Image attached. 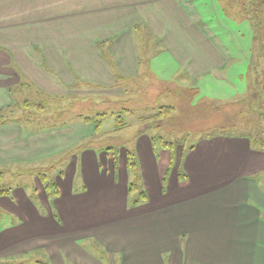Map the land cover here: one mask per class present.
Listing matches in <instances>:
<instances>
[{"label": "crops", "instance_id": "obj_1", "mask_svg": "<svg viewBox=\"0 0 264 264\" xmlns=\"http://www.w3.org/2000/svg\"><path fill=\"white\" fill-rule=\"evenodd\" d=\"M198 5L0 0V110L17 102L13 89L22 83L31 85L20 91L63 97L90 83L119 97L135 93L140 78L171 84L179 77L200 92L217 84L234 94L216 100L241 98L247 86L222 82L236 59ZM215 5L209 14L232 18ZM43 122L33 125L40 131L0 124V185L8 189L0 195V259L36 252L50 264H264V193L256 183L264 179V151L246 138L201 139L183 155L177 147L171 165L167 149L140 134L134 148L148 199L128 208L125 149L116 160L95 145L74 150L93 136L92 124L46 129ZM52 162L58 194L48 198L40 180L23 171ZM8 175L18 179L5 186Z\"/></svg>", "mask_w": 264, "mask_h": 264}, {"label": "trees", "instance_id": "obj_2", "mask_svg": "<svg viewBox=\"0 0 264 264\" xmlns=\"http://www.w3.org/2000/svg\"><path fill=\"white\" fill-rule=\"evenodd\" d=\"M217 1L224 16L247 19L251 22L253 28L252 40L254 51L249 67L247 93L245 96L234 100L218 102L199 98L194 102V98L199 94L198 88L170 89V93L176 95L175 97L178 99L177 106L160 105L153 109L151 113L138 116V121L143 128L135 135L134 141L140 134L147 135L153 147L169 150L171 165L174 163L175 152L178 146L181 147L183 155L190 151L199 140L211 139L216 136L246 138L254 150L264 151V0ZM103 57L111 67L114 65L108 54H103ZM145 72H149L147 67L145 68ZM114 76L117 80L125 79L116 70H114ZM26 85L30 86L31 84L22 83L20 90ZM83 85L89 88L100 87L90 83H84ZM164 89L169 91V88ZM16 90L19 89L16 88ZM37 94L40 98L35 100L23 99L22 102H14L3 110H0V124L7 122L17 123L23 126V128L40 131L42 129L41 126L33 125H39L41 122L46 121L47 118H37L38 114L44 112L46 108L54 107L56 104L58 107H54V110H61L60 112L67 111L74 104L73 102H69L65 107H60L59 104L64 99L63 96H50L40 92ZM122 110L132 113L131 110L126 108ZM106 115L109 114L98 113L94 116H82L80 121L92 124L94 132L91 140L89 139V141L87 140L83 144L77 145L74 150L90 147L93 145L92 142L95 141L100 142L101 140L113 138V136L109 135L102 137L104 132H102L101 127ZM127 126L126 120L121 115L115 116L113 132L122 131ZM55 127H57L55 123L44 125L46 129H53ZM97 136H101L102 138L96 140L95 137ZM134 141L130 143L131 146L124 145L122 142L110 143L109 146L107 144L98 146L99 149L111 153L114 160L117 159L119 149H125V164L128 174V208L143 205L148 199L140 180ZM51 169V166H49L46 168L29 169L30 171H28L30 175H34L40 180L48 198L56 197L58 194L57 186L51 175ZM59 173L61 174V172ZM167 174L168 171L165 173L163 181H165ZM2 175V171L0 170V177ZM178 177L179 180H182L184 175L179 172ZM7 193L8 189H4L0 185V195ZM94 249L99 257H103L101 254L102 250L98 246H94ZM38 255L35 252L16 257H7L0 259V264H50L45 259L31 261L34 258L38 259Z\"/></svg>", "mask_w": 264, "mask_h": 264}, {"label": "rangeland", "instance_id": "obj_3", "mask_svg": "<svg viewBox=\"0 0 264 264\" xmlns=\"http://www.w3.org/2000/svg\"><path fill=\"white\" fill-rule=\"evenodd\" d=\"M198 2L199 9L201 11L203 10V15L205 17L203 19L210 25V27H212V29H214L216 35L224 41L225 45L230 48L233 57L238 61L235 62V60L230 63L229 69L224 71V79L222 82L228 81L232 87L236 89L239 87V91H242L241 85L246 88L248 84L247 79L249 75V67L251 65L254 51V43L252 40L253 28L251 22L247 19L242 18L239 19L222 17L221 15H219L220 13H218V15L214 12H212V14H209V11H211L210 8L213 7L214 9H216L215 4L219 6V2L217 0L214 1L215 4H213V1L211 2L210 0H198ZM207 3L209 4V6L207 5ZM218 16L219 18H217ZM179 79L182 80V78L177 77L172 81L173 83L171 84H162L157 83L149 77L144 79L140 78L139 83L137 82V80L135 81L137 86V88L135 89V93H126L123 96L122 94H120L119 97H114L113 95H111V93L118 92L117 90H109L108 93H100V91L98 90H92L93 88H83L75 90L72 89L70 93H74L73 96L64 97V99L60 101L59 104L60 107H65L67 103L73 102L74 104L70 108H68L67 111L60 112L61 110H54V107H58V105L56 104L54 107L51 106L49 108H46L45 111L41 112L40 114L37 113V118H47V120L43 122L46 126L52 123L59 124L62 122L72 124L74 122L80 121L82 119V116H94L98 113H107L109 115H106L104 117L103 125L101 127L102 132H104L102 134V137L109 135L113 136V138H110V140H101L100 142L95 141L92 142V144L95 146L107 144V146H109L110 143L122 142L124 143V145L126 144L131 146L130 143L134 141L135 135L139 133L141 128H143L138 121V116L151 113L153 109L160 105L177 106L178 99L175 97L176 95L170 93V89H186L195 87V84H193L192 82L183 83L180 82ZM216 85L217 84H215L214 86H209L207 88H201V90H203L201 92L199 90V94L194 98L193 101L195 102L199 98H203L206 100H216V97L222 98L226 97L228 94H230V96H228L229 98L227 99H233L232 97L234 94H231V92L229 93V91H227V87ZM164 88H169V91L165 90ZM246 93L247 91H244L242 92V94L238 95H241V97H243L246 95ZM13 94L15 95L14 97L17 101L21 100L20 102H22L23 99L35 100L40 98L36 90L33 88H25L23 91L16 90L15 88ZM238 95L234 97H238ZM129 98H134L135 102L129 104L126 101V99ZM124 108L131 110L132 113L125 112L124 110H122ZM118 114L126 120L128 126L122 131L113 132L115 116H117ZM102 137L97 136L95 137V139L98 140ZM89 139L91 140L90 137L87 138L88 141ZM167 151L169 152V150ZM177 151L179 155L182 154V149L180 146H178ZM55 165L57 164H55V162H52V172L55 170ZM46 167L47 166H43V168ZM28 171L30 170H24L23 175H30ZM23 177H25L26 179L30 178L28 176ZM16 179H18V177L8 175L5 178V181L2 182V184L5 186H10ZM256 183L260 190L264 193V179L259 178ZM94 252L97 253L96 250ZM40 255H38V259L34 258L31 259V261L34 262L35 260L42 259Z\"/></svg>", "mask_w": 264, "mask_h": 264}]
</instances>
